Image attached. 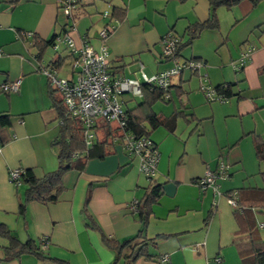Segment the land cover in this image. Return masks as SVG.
Instances as JSON below:
<instances>
[{
    "label": "crops",
    "instance_id": "1",
    "mask_svg": "<svg viewBox=\"0 0 264 264\" xmlns=\"http://www.w3.org/2000/svg\"><path fill=\"white\" fill-rule=\"evenodd\" d=\"M58 5L57 0H0V84L20 79L16 92L0 88V113L11 118L9 129L0 133V223L19 241L31 239L43 256L4 259L8 239L0 236V264H124L103 237L122 241L136 234L152 242L147 256L133 264H255L253 243L234 241L247 234L226 200L235 194L237 201L258 208L251 214L260 240L253 242L256 248L264 246V227L259 226L264 222V160L256 157L254 147L255 137L264 142V0L255 6L248 0L217 6L218 27L203 29L186 44V27L210 17L209 0H78L73 6L72 36L94 49L107 21L101 13L107 10L114 18L106 39L114 74L139 79L140 67L147 74L170 67L173 61L160 56V39L167 33L184 43L179 61L204 63L195 73L184 69L171 77L168 100L152 105L163 116L183 115L176 117L173 132L162 126L150 130L158 150L152 180L161 184L162 193L144 226L132 205L151 179L116 141L103 158L90 157L83 169L67 170L55 201L31 200L19 211L25 184L11 183L9 171L22 168L39 178L58 165L53 140L59 120L46 77L37 68L58 61L60 76L73 75L65 46H49L39 58L30 36L21 32L45 40L69 28ZM114 11L122 16H113ZM201 84L222 85L229 93L224 100H207ZM122 98L128 107L142 100L133 101L129 94ZM219 159L229 164L228 177L216 182L219 194L201 190L195 181ZM235 169L246 177L258 174L260 182L236 185L230 179ZM43 236L45 244L40 243Z\"/></svg>",
    "mask_w": 264,
    "mask_h": 264
},
{
    "label": "trees",
    "instance_id": "2",
    "mask_svg": "<svg viewBox=\"0 0 264 264\" xmlns=\"http://www.w3.org/2000/svg\"><path fill=\"white\" fill-rule=\"evenodd\" d=\"M78 1V0H77ZM241 0H209L211 7V15L205 21H196L186 27V32L188 33V40L186 43H189L194 39L200 31L203 29H216L218 27V19L215 14V8L217 6L223 5L225 7H231L232 5L238 3ZM253 6H255L260 0H248ZM77 3V2H76ZM75 3V4H76ZM74 4V5H75ZM59 11L62 13L60 6L58 5ZM72 14V13H71ZM113 16L121 17V13L112 12ZM65 18V16L63 15ZM72 18V17H71ZM71 20L67 23L68 26L71 25ZM70 23V25H69ZM69 28L65 29L63 32L67 31ZM61 32V33H63ZM59 34V33H58ZM56 33L52 34L50 38L42 40L39 39L35 34L28 38H31L32 46L35 47L36 56L41 57L43 51L47 47H52L54 43V36L58 35ZM174 36V35H173ZM178 39V45L175 52V57H178L179 51L184 44ZM57 50V49H56ZM51 66L54 67L58 72V61L50 62L47 64H39V66ZM39 68V67H38ZM37 68V70H38ZM39 71V70H38ZM72 71V63H71ZM42 73L41 71H39ZM43 74V73H42ZM44 75V74H43ZM59 75V74H58ZM45 76V75H44ZM60 76V75H59ZM46 77V76H45ZM65 77V76H64ZM47 80V95L50 99L52 107L55 108L57 113V118L59 120V130L58 134L53 140V144L57 148V160L58 165L54 170L44 173L39 178L29 177L25 171H23L18 179V182L14 185H18L20 182L25 184L24 195L20 200L19 211L23 212L25 210L26 203L31 200H38L41 202H50L55 201L62 190L64 189V184L62 182V176L64 173L72 168L81 170L84 168L85 163L90 157L103 158L105 155L110 153V147L118 142V138L121 134L128 133L133 136L145 135L150 137V130L162 126L166 128L169 132H173L176 123V117L181 115L182 112H173L169 116H163L152 111V105L158 100H168L170 97L169 87L160 88L155 85L142 84V100L138 102L133 107H128L124 102V111H125V123L122 126H117L115 124H110L103 119H97L94 127L95 138L91 146L87 147L84 139V129L81 122L76 118L68 114L66 106L63 103L60 93L51 86ZM4 83V82H3ZM1 85V84H0ZM216 90L223 96L228 95L229 89L218 85L215 87ZM3 91V90H2ZM6 92V91H3ZM183 115V114H182ZM11 124V118L7 113H0V133L3 130L9 129ZM1 139V135H0ZM7 139H10L7 138ZM117 139V140H116ZM154 142V141H153ZM155 144V143H154ZM156 146V144H155ZM255 154L259 160H264V142L259 138L255 137ZM157 148V147H156ZM261 176L264 180V170L261 171ZM148 178V177H147ZM264 191V187L261 188ZM161 184L155 183L152 178L151 182L146 188L143 196L137 202L138 207V217L142 225L144 226L148 220V216L151 211V207L154 203L157 202L161 196ZM228 197H231L235 200L236 205L234 213H236L237 218L242 222L240 226L241 229L246 230V237L239 238L236 236L234 239L237 242L238 239H244L242 244H245L246 241L252 246L253 258L255 264H260L264 262V246L256 248V242L260 240L257 238L255 230V224L252 217V212L256 213L258 208L248 203H241L235 194H228ZM261 223V222H260ZM259 223V226H260ZM264 223V222H262ZM264 227V226H261ZM0 236L6 237L8 239V244L4 248L5 256L4 259H9L12 257H17L22 254L32 253L37 256H41L38 252L37 246L31 239H27L24 242L19 241L15 236H13L10 231L0 223ZM103 241L110 247H113L116 250L117 257L122 255L124 258V264H133L134 261L140 256H147V246L152 242L150 239H146L140 234H136L130 238H127L122 241H117L113 239L103 237ZM42 243V240L40 241ZM43 257V256H41Z\"/></svg>",
    "mask_w": 264,
    "mask_h": 264
},
{
    "label": "built area",
    "instance_id": "3",
    "mask_svg": "<svg viewBox=\"0 0 264 264\" xmlns=\"http://www.w3.org/2000/svg\"><path fill=\"white\" fill-rule=\"evenodd\" d=\"M65 19L72 21V8L77 0H57ZM101 16L107 18L106 23L98 31L99 40L98 49H94L85 41L76 43L72 36L73 25L63 33L54 36L52 48L54 50L64 45L72 57V76H59L57 70L51 66H39L52 87L61 95L64 105L69 115L76 117L84 129V139L87 147L91 146L95 132L94 127L97 119L122 126L125 123L124 94L133 97L142 96V84L155 85L160 88H167L170 85L171 77L179 74L184 69L191 72H197L204 65L197 60L179 61L175 57L178 45V38L170 33L165 34L160 39V56L171 59L172 65L166 69L153 74L145 73L139 68L140 78H130L117 75L110 70L109 51L106 45V39L115 28V20L110 13L105 10ZM24 36H31V32H21ZM249 52L244 53L247 57ZM20 79L11 82H4L0 85L1 90L6 92H16L19 88ZM200 90L207 100H224L225 96L217 92L211 85H200ZM117 140V139H116ZM120 145L130 155L138 159L139 170L149 179H151L157 170L158 150L153 140L145 135L133 136L128 133H122L118 138ZM229 164L219 159L214 169L207 168L204 174L199 177L195 184L201 189H212L219 194L217 180L228 177ZM22 168H13L8 173V179L11 183L18 182ZM230 205L235 206V200L227 197ZM137 201L132 205L136 208ZM264 226V223H260ZM45 244L47 237L41 238ZM166 259V258H163Z\"/></svg>",
    "mask_w": 264,
    "mask_h": 264
},
{
    "label": "rangeland",
    "instance_id": "4",
    "mask_svg": "<svg viewBox=\"0 0 264 264\" xmlns=\"http://www.w3.org/2000/svg\"><path fill=\"white\" fill-rule=\"evenodd\" d=\"M106 9V8H105ZM59 47L61 46L58 45ZM64 46V45H62ZM57 50H58V47H57ZM0 94L4 95L3 92H0ZM138 97H134L133 101L135 99H137ZM247 163V162H246ZM236 164H233V166H235ZM236 170V169H235ZM243 173L242 172H239L238 173V170L234 171L233 172V176L230 178L232 179L233 182L236 183V185H244V186H247V185H253L255 181H257V183H259V178H258V174H254V177L253 176H242ZM245 177V178H244ZM231 181V182H232ZM227 201V200H226ZM229 205V204H228ZM263 233H264V229L261 230Z\"/></svg>",
    "mask_w": 264,
    "mask_h": 264
}]
</instances>
